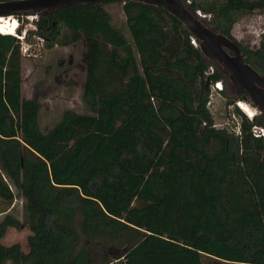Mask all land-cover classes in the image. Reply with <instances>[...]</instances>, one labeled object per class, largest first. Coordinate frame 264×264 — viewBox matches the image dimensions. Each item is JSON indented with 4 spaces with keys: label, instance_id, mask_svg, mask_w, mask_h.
Listing matches in <instances>:
<instances>
[{
    "label": "trees",
    "instance_id": "trees-1",
    "mask_svg": "<svg viewBox=\"0 0 264 264\" xmlns=\"http://www.w3.org/2000/svg\"><path fill=\"white\" fill-rule=\"evenodd\" d=\"M185 1L264 76V35L256 49L232 36L243 17L264 16V0ZM103 5L40 13L24 33L48 50L85 41L91 115L66 111L45 133L38 97L22 96L21 31L0 33V264H264V138L252 133L263 116L248 119L241 95L227 103L238 122L217 127L210 89L227 76L183 24L127 1L131 45ZM16 198L27 253L1 244L19 226Z\"/></svg>",
    "mask_w": 264,
    "mask_h": 264
},
{
    "label": "rangeland",
    "instance_id": "rangeland-1",
    "mask_svg": "<svg viewBox=\"0 0 264 264\" xmlns=\"http://www.w3.org/2000/svg\"><path fill=\"white\" fill-rule=\"evenodd\" d=\"M122 7L123 3L115 2L103 5L102 10L110 16L112 25L132 45ZM11 17L17 21L16 29L11 35L17 36V30H20L21 33L18 37L22 41V46L27 49L26 53H23L21 63L22 96L27 99L38 97L40 132L45 133L56 126L66 111L85 116L91 115L83 100L86 76L85 41L80 40L66 47L55 46L48 50L43 47L42 39L32 35L29 38L30 44H25L23 43L24 33L35 30L34 23L37 16L21 13L18 14V18L16 15ZM263 35L264 16L257 13L243 17L232 30V36L238 43L252 49L258 48ZM223 92L224 94H221V92H214L210 89L209 109L217 127L238 122L228 114L233 106L227 105V103L238 97L234 88L229 84L228 76L226 89ZM238 103L235 102L234 105L239 108ZM246 105L253 110L254 115L259 114L251 104L246 103ZM243 114L245 113L243 112ZM245 116L250 119L246 114ZM2 206L0 204L1 208ZM8 211L19 221V226L8 228L5 236L1 239V244L4 247L19 244L21 251L27 253V237L30 235V231L24 224L23 200L16 198ZM4 214H0V221ZM6 264L11 263L6 262Z\"/></svg>",
    "mask_w": 264,
    "mask_h": 264
},
{
    "label": "water",
    "instance_id": "water-1",
    "mask_svg": "<svg viewBox=\"0 0 264 264\" xmlns=\"http://www.w3.org/2000/svg\"><path fill=\"white\" fill-rule=\"evenodd\" d=\"M127 1L161 8L180 21L198 42L204 58L216 63L227 74L236 95H246L264 120V76L245 62L233 41L207 26L203 21L205 17L199 12L188 10L183 0H12L0 2V17L7 18L21 13L38 16L43 12L52 15L67 6L94 5L99 8L103 4ZM261 161L264 166V153Z\"/></svg>",
    "mask_w": 264,
    "mask_h": 264
},
{
    "label": "bare ground",
    "instance_id": "bare-ground-1",
    "mask_svg": "<svg viewBox=\"0 0 264 264\" xmlns=\"http://www.w3.org/2000/svg\"><path fill=\"white\" fill-rule=\"evenodd\" d=\"M17 26V21L15 18L7 17L3 18L0 17V33L1 34H11L13 31L16 29ZM239 108L248 116V117H254V112L253 110L246 105L244 102H239L238 103Z\"/></svg>",
    "mask_w": 264,
    "mask_h": 264
},
{
    "label": "built area",
    "instance_id": "built-area-1",
    "mask_svg": "<svg viewBox=\"0 0 264 264\" xmlns=\"http://www.w3.org/2000/svg\"><path fill=\"white\" fill-rule=\"evenodd\" d=\"M186 3H189V0H186L185 1ZM191 44L193 45V46H196V43H195V41L194 40H191ZM26 48H24V46H22V48H21V52H22V54L23 53H26ZM211 89H212V91H214V92H222L223 91V84L221 83V82H216V83H214L213 85H212V87H211ZM252 117H250V119H251ZM252 133H253V135L255 136V137H261V138H264V127H260V126H254L253 128H252Z\"/></svg>",
    "mask_w": 264,
    "mask_h": 264
}]
</instances>
